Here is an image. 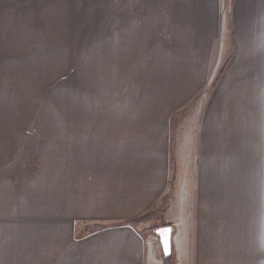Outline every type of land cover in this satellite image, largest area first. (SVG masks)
Here are the masks:
<instances>
[{"label": "crops", "instance_id": "obj_1", "mask_svg": "<svg viewBox=\"0 0 264 264\" xmlns=\"http://www.w3.org/2000/svg\"><path fill=\"white\" fill-rule=\"evenodd\" d=\"M156 2L173 29L163 51L157 32L166 57L142 80L156 104L147 155L112 157L108 196H92L100 227L74 237L63 132L47 141L38 0H0V264H166L137 224L154 209L172 216L174 264H264V0Z\"/></svg>", "mask_w": 264, "mask_h": 264}, {"label": "rangeland", "instance_id": "obj_2", "mask_svg": "<svg viewBox=\"0 0 264 264\" xmlns=\"http://www.w3.org/2000/svg\"><path fill=\"white\" fill-rule=\"evenodd\" d=\"M41 3L38 0V51L47 52L43 67L46 112L55 117L47 141L56 145V132H63V149L68 154L69 231L74 237H83L100 227L98 216L93 215L92 196L101 198V203L108 196L112 157L147 155L139 142L147 141L146 131L154 132L149 127L157 123L156 104L146 101L151 95L147 91L155 90L142 80L151 72L155 78L157 64L164 62L166 55H156L157 32L162 36L161 50H166L165 36L173 29L172 5L163 16L157 12L156 0H144L138 17L142 20L137 21L134 0H44L43 17ZM170 3L168 0L167 5ZM64 111L69 117L67 145ZM172 155L170 183L176 174ZM168 192L172 194L173 189ZM171 220L172 216L154 209L140 216L137 224L143 234L148 230L156 238L158 225ZM165 259L166 264H174L176 251Z\"/></svg>", "mask_w": 264, "mask_h": 264}, {"label": "water", "instance_id": "obj_3", "mask_svg": "<svg viewBox=\"0 0 264 264\" xmlns=\"http://www.w3.org/2000/svg\"><path fill=\"white\" fill-rule=\"evenodd\" d=\"M173 231L172 225H164L155 229V234L159 237L165 258H170L173 254Z\"/></svg>", "mask_w": 264, "mask_h": 264}]
</instances>
